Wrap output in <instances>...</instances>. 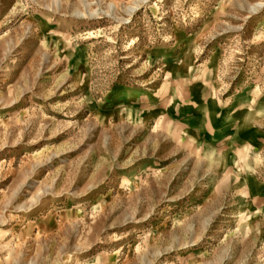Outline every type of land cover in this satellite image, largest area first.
Wrapping results in <instances>:
<instances>
[{"label": "rangeland", "instance_id": "1", "mask_svg": "<svg viewBox=\"0 0 264 264\" xmlns=\"http://www.w3.org/2000/svg\"><path fill=\"white\" fill-rule=\"evenodd\" d=\"M0 264H264V0H0Z\"/></svg>", "mask_w": 264, "mask_h": 264}]
</instances>
